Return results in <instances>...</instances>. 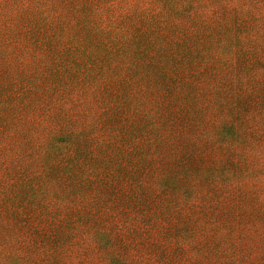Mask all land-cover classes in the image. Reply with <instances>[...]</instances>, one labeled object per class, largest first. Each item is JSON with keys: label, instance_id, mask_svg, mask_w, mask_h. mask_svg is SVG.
Instances as JSON below:
<instances>
[{"label": "rangeland", "instance_id": "rangeland-1", "mask_svg": "<svg viewBox=\"0 0 264 264\" xmlns=\"http://www.w3.org/2000/svg\"><path fill=\"white\" fill-rule=\"evenodd\" d=\"M0 264H264V0H0Z\"/></svg>", "mask_w": 264, "mask_h": 264}]
</instances>
